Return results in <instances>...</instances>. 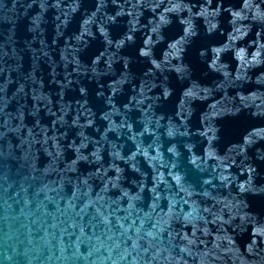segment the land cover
<instances>
[{"label":"water","instance_id":"1","mask_svg":"<svg viewBox=\"0 0 264 264\" xmlns=\"http://www.w3.org/2000/svg\"><path fill=\"white\" fill-rule=\"evenodd\" d=\"M0 264H264V0H0Z\"/></svg>","mask_w":264,"mask_h":264}]
</instances>
